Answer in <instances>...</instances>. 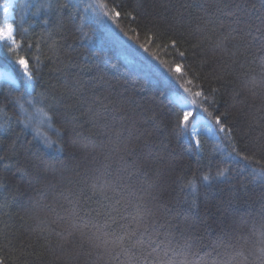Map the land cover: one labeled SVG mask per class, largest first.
<instances>
[{
  "label": "trees",
  "instance_id": "obj_1",
  "mask_svg": "<svg viewBox=\"0 0 264 264\" xmlns=\"http://www.w3.org/2000/svg\"><path fill=\"white\" fill-rule=\"evenodd\" d=\"M63 3L75 21L47 8ZM12 16L23 43L0 42L18 81L0 84V264H264V0H16ZM19 55L43 61L31 90ZM174 94L218 138L198 148Z\"/></svg>",
  "mask_w": 264,
  "mask_h": 264
},
{
  "label": "snow or ice",
  "instance_id": "obj_2",
  "mask_svg": "<svg viewBox=\"0 0 264 264\" xmlns=\"http://www.w3.org/2000/svg\"><path fill=\"white\" fill-rule=\"evenodd\" d=\"M9 7H10V5H5L3 7V11L5 13V22L0 23V42L9 41L10 43H12L14 45V47L10 50L11 51H18L19 46H20V44L23 43V41L21 40L19 43L16 42L17 29L14 27L13 23L7 22L10 19V17L7 15L9 12ZM41 7H43V6L37 5L38 11L40 10ZM53 7H55L57 17H61L62 13L67 12L70 20L75 21L76 13L71 12L68 9V6L66 4L63 3V4H59V5H55V6L49 4L47 6L48 10H51ZM98 7H101V6L98 5ZM105 15H109L111 20L113 21V23H116L120 19L122 13L117 8H113L111 14L109 12H105ZM43 23L45 24V28L47 30H46V32H44L42 34L41 38L44 40H51L52 43H51L50 47L52 49H58L59 41H57V39L55 38V35H54L52 29H50L48 27V25L50 23L49 19L46 18L43 21ZM61 29H63V24L62 23L57 24L56 28H55V32L57 34H59L61 39H62L63 38V32L61 31ZM25 31H27V30H25ZM133 31L135 34L132 35L131 38L134 40H139L140 39L139 33L135 32V30H133ZM153 40H154V37L151 34H149L145 40L140 42V47L143 50L150 51L153 55H155L157 52L156 50H158L159 46L158 45L156 46V50H151ZM15 62L20 66L21 70L23 71V74L27 78V81H28L27 87L29 90H31L34 87V82H35L34 73L39 71V69L42 67L43 61L41 60V58L39 56H36L35 57V63L33 64L31 62V60L28 58V56L19 55V56H17ZM173 71H175L177 74H181L182 73V67L180 65H175L173 67ZM0 78H2L3 80H6L9 84H12V85H15L17 83L16 80H14L12 78V75L7 73V72L0 73ZM22 98L23 97H13L12 99H13L14 103L19 107V109L21 111H24V104L20 102ZM34 101H35L34 98H31L30 101H26V102L31 103ZM194 115H195L194 112H192L190 114L189 113H182L181 117H180V121H179V127L184 128V127H187L189 124L192 125V135H193V138L195 140L197 147L199 148L200 147L199 130L195 126V124L192 123V118L194 117ZM153 119H155V117H153ZM215 121L218 125H222V118L220 116H216ZM21 123H24V122L21 121ZM25 126H27V125L25 124ZM224 127H227V126H224ZM7 130H8L7 127H5L3 124H0V131H7ZM207 130L209 133H211V128H208ZM43 142H44L45 146H48V147L52 146L51 141H49L47 138H45ZM226 176H227V169L221 170L217 173V177H223L224 178ZM201 178L206 183L210 182L212 179V177L210 175H203ZM184 187L190 189V191L193 195L196 194L197 185L195 183L194 176L191 179L185 180Z\"/></svg>",
  "mask_w": 264,
  "mask_h": 264
},
{
  "label": "rangeland",
  "instance_id": "obj_3",
  "mask_svg": "<svg viewBox=\"0 0 264 264\" xmlns=\"http://www.w3.org/2000/svg\"><path fill=\"white\" fill-rule=\"evenodd\" d=\"M9 2H11V3H9ZM14 2H15V0H0V23H4L5 22V13H4V11H3V7L5 6V5H10V7H9V12H8V16L10 17V19L7 21V22H10V20L13 18V16H12V7H13V4H14ZM3 43H6V44H8V45H11V46H14L12 43H10L9 41H3ZM122 57L125 59V61L130 65V66H132V67H138L139 66V62L137 61V60H135V59H132V58H128V57H126L125 55H122ZM3 72H7V73H9V74H11L10 72H8V71H5V70H3V69H0V73H3ZM12 75V74H11ZM12 78L14 79V80H16L14 77H13V75H12ZM26 78V77H25ZM3 82H6V83H8L6 80H3L2 78H0V84L1 83H3ZM16 84L15 85H13V86H17L18 85V81L16 80ZM27 83H28V81H27V78H26V87H27ZM12 85V84H11ZM27 89H28V87H27ZM172 97H177V98H179L180 100H182L184 103H185V105H186V110H183V113H192L193 112V109H192V107H191V105L185 100V99H183L182 97H180V96H177V95H173ZM174 99V98H173ZM179 105V104H178ZM180 106V105H179ZM192 123H194L195 124V126L198 128V130H199V134H201V133H203V134H206V135H208V136H210V137H212V138H218V136H219V131L217 130V128L210 122V121H208L207 119H205V118H203L202 116H198V117H196L193 121H192ZM208 128H211V133H209L208 132ZM190 134H191V136L193 137V135H192V125L190 126ZM194 139V138H193Z\"/></svg>",
  "mask_w": 264,
  "mask_h": 264
},
{
  "label": "bare ground",
  "instance_id": "obj_4",
  "mask_svg": "<svg viewBox=\"0 0 264 264\" xmlns=\"http://www.w3.org/2000/svg\"><path fill=\"white\" fill-rule=\"evenodd\" d=\"M9 3H11V2H9ZM173 98H174V101H175L177 104L180 105V107L182 108V110H186V105H185V103H184L182 100H180V99L177 98V97H173Z\"/></svg>",
  "mask_w": 264,
  "mask_h": 264
}]
</instances>
